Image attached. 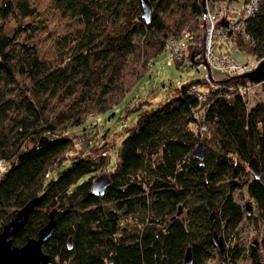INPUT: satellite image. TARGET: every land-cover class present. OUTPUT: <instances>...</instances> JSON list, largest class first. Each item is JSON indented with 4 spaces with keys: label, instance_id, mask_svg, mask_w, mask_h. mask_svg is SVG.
Listing matches in <instances>:
<instances>
[{
    "label": "trees",
    "instance_id": "obj_1",
    "mask_svg": "<svg viewBox=\"0 0 264 264\" xmlns=\"http://www.w3.org/2000/svg\"><path fill=\"white\" fill-rule=\"evenodd\" d=\"M222 1L150 0L147 21L141 0H56L81 27L56 38L49 65L30 42L38 24L4 29L10 16L24 19L37 8L30 0H0V159L7 164L0 231L40 197L14 245L37 236L53 214L56 227L42 248L54 263L163 264L165 257L185 264L190 247V264H264V231L259 245L241 235L245 219L264 229V0L246 17L248 38L229 29L237 48L256 58L248 70L218 79V88L203 76L189 80L112 136L99 135L95 121L86 125L124 100L169 39L184 40L172 63L196 66L204 58L199 18ZM196 82L207 87L204 99L190 91ZM231 84L252 85L254 96ZM128 106L123 116L140 104ZM201 142L203 159L193 153ZM252 158L259 176L249 168ZM98 173L110 177L101 194L93 190ZM244 190L250 213L235 197Z\"/></svg>",
    "mask_w": 264,
    "mask_h": 264
},
{
    "label": "rangeland",
    "instance_id": "obj_2",
    "mask_svg": "<svg viewBox=\"0 0 264 264\" xmlns=\"http://www.w3.org/2000/svg\"><path fill=\"white\" fill-rule=\"evenodd\" d=\"M30 2L37 8V14L24 19L10 16L5 21L4 29L7 33H12L19 22H33L38 24L39 28L30 42L38 47L42 59L46 60L49 65H54L56 63V38L60 35L75 31L81 27V24L74 17L62 15L56 7V0H30ZM242 2L243 0L233 1L238 6ZM228 4H231V1ZM222 16L223 13L218 16L217 20L219 21ZM169 42H172V38L169 39ZM215 42L217 53H226L225 56L229 54L237 62L246 61L251 66L255 64V56L244 49L237 48L236 43L229 37L217 36ZM168 55L169 52L163 50L158 56L154 57L149 72L126 94L124 100L118 106L114 107L113 110L106 111L95 117L94 115L91 116L92 118H90L86 125L95 121L99 135L107 133V136H112L127 124L133 123L136 120L139 110L164 101L172 92L176 91V87L189 80L198 79L204 73H208L206 68L199 70L188 61H184L178 67L172 63L173 61L169 60ZM212 72L215 79L224 78L231 73L225 68H213ZM253 96L251 97L253 98ZM136 103H139L140 107L123 116L126 109L125 105L133 106ZM80 130L81 128H76L72 132H78ZM113 163L114 153L111 159V164ZM98 174L100 175L101 173ZM235 197L244 207H246L247 202H250L245 190L236 192ZM129 221L135 222V218H131ZM241 225V235L246 241L259 240L260 235L264 231L263 226L256 228L246 219L243 220Z\"/></svg>",
    "mask_w": 264,
    "mask_h": 264
},
{
    "label": "water",
    "instance_id": "obj_3",
    "mask_svg": "<svg viewBox=\"0 0 264 264\" xmlns=\"http://www.w3.org/2000/svg\"><path fill=\"white\" fill-rule=\"evenodd\" d=\"M141 2L143 5L142 16L147 21H149L152 4L150 0H141ZM205 146L206 143L201 142L195 147L193 151V153L200 159H203L204 157ZM249 168L255 176L260 175V168L255 158L250 160ZM109 182V174L102 173L94 180L93 190L96 193L101 194L104 192ZM39 200L40 197L31 199L16 212V215L11 220H9L0 231V264H53L51 255L46 253L42 248L43 242H45L51 236L56 227V220L53 214H51L49 221L39 229L37 236L30 237L24 245H14L12 241V236L23 229L29 212L39 202ZM246 208L248 213H250L252 210V205L250 202L246 203ZM182 210L183 207L180 205L177 214H181ZM214 217L215 213L213 211L212 219ZM213 237L214 243L219 253L224 256L225 248L223 237L220 236L217 231L214 232ZM68 242L69 246L71 247V238H69ZM253 243L255 245H259L258 240H254ZM192 259V251L191 248L188 247L184 257V263L190 264ZM163 264H166L165 257L163 258Z\"/></svg>",
    "mask_w": 264,
    "mask_h": 264
},
{
    "label": "built area",
    "instance_id": "obj_4",
    "mask_svg": "<svg viewBox=\"0 0 264 264\" xmlns=\"http://www.w3.org/2000/svg\"><path fill=\"white\" fill-rule=\"evenodd\" d=\"M259 1L260 0H245L240 6H238L232 1L231 4H228L230 2L225 0L216 3L214 6L208 7V9L200 16L199 26L204 33V58L198 63V67L199 70H202V68L207 69L208 73H206L207 75L205 77V81L208 83L212 85L216 84L215 82H211L208 76L211 75L210 72L212 71V67H217L218 69H228L232 74L238 73L240 71L243 72L251 67V65H248L246 61H235L229 54L225 56L226 53H217L215 40L217 36L228 37L230 27L236 32L245 35V38H248V34L245 30L246 17L254 13L259 5ZM218 9H221L224 12H233L229 26L217 24ZM184 38L191 40L195 38V35L190 32H186ZM183 47L184 40L177 41L172 38V42H167L165 49L169 52V60L173 61L175 58H179L182 55ZM234 89V87H231V90ZM240 89L242 94L245 93L250 95L255 90L250 84H241ZM190 91L196 93L199 99H204L207 94V87L201 82H196L191 85ZM202 129L205 130L207 127L203 126ZM6 167L7 164L2 159H0V173H2Z\"/></svg>",
    "mask_w": 264,
    "mask_h": 264
},
{
    "label": "bare ground",
    "instance_id": "obj_5",
    "mask_svg": "<svg viewBox=\"0 0 264 264\" xmlns=\"http://www.w3.org/2000/svg\"><path fill=\"white\" fill-rule=\"evenodd\" d=\"M243 1H245V0H243ZM260 2V1H259ZM206 11V10H205ZM223 13V16H222V18L221 19H225L227 22H228V24H227V26H229V23H230V20H231V18H232V16H233V12H224L223 10H221V9H218L217 10V14H218V16L220 15V14H222ZM218 16H217V18H218ZM220 19V20H221ZM220 20L218 21L217 20V24L218 25H221L219 22H220ZM223 26H225V25H223ZM230 30H234V29H232L231 27L229 28ZM230 30H229V33H228V37L230 38V36H229V34H230ZM235 31V30H234ZM166 50V49H165ZM199 63V62H198ZM198 63L196 64V68H198L199 69V67H198ZM213 68H215V67H212L211 69L213 70ZM215 69H218L217 67L215 68ZM213 72L211 71L210 72V74L212 75H208L209 76V79H210V81L211 82H215L216 84H210L211 85V88H218L219 87V82L218 81H215V80H218V79H215L214 78V76H213V74H212ZM238 73H242V71H240V72H238ZM206 73H204L203 74V78H204V80H205V77H206ZM230 90H231V87H234V88H237L238 90H239V92L241 93V89H240V85L239 86H235L234 84H231L230 86ZM244 95V94H243ZM5 171V170H4ZM4 171H2V173L4 172Z\"/></svg>",
    "mask_w": 264,
    "mask_h": 264
},
{
    "label": "flooded vegetation",
    "instance_id": "obj_6",
    "mask_svg": "<svg viewBox=\"0 0 264 264\" xmlns=\"http://www.w3.org/2000/svg\"><path fill=\"white\" fill-rule=\"evenodd\" d=\"M53 264H62V263H57V262H56V263H54V262H53Z\"/></svg>",
    "mask_w": 264,
    "mask_h": 264
},
{
    "label": "crops",
    "instance_id": "obj_7",
    "mask_svg": "<svg viewBox=\"0 0 264 264\" xmlns=\"http://www.w3.org/2000/svg\"><path fill=\"white\" fill-rule=\"evenodd\" d=\"M213 74V73H212Z\"/></svg>",
    "mask_w": 264,
    "mask_h": 264
}]
</instances>
